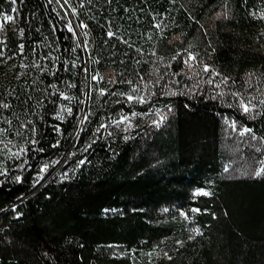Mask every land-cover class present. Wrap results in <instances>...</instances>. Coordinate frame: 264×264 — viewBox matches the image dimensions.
<instances>
[{
    "label": "trees",
    "instance_id": "obj_1",
    "mask_svg": "<svg viewBox=\"0 0 264 264\" xmlns=\"http://www.w3.org/2000/svg\"><path fill=\"white\" fill-rule=\"evenodd\" d=\"M14 5L0 264H264V0Z\"/></svg>",
    "mask_w": 264,
    "mask_h": 264
},
{
    "label": "rangeland",
    "instance_id": "obj_2",
    "mask_svg": "<svg viewBox=\"0 0 264 264\" xmlns=\"http://www.w3.org/2000/svg\"><path fill=\"white\" fill-rule=\"evenodd\" d=\"M13 11L9 12V13H0V40L3 39L4 35H5V31L6 28H12L14 30L17 29V18H16V14L14 13V10H16V6L14 5L12 8ZM260 15H263L262 12H260ZM5 17H11L10 20H6ZM17 32H19L20 30H16ZM0 55H1V51H0ZM86 61V59H85ZM66 106L64 104H62L59 108V112H63L65 110ZM198 191H205L203 189L198 190Z\"/></svg>",
    "mask_w": 264,
    "mask_h": 264
},
{
    "label": "snow or ice",
    "instance_id": "obj_3",
    "mask_svg": "<svg viewBox=\"0 0 264 264\" xmlns=\"http://www.w3.org/2000/svg\"><path fill=\"white\" fill-rule=\"evenodd\" d=\"M5 19L6 20H10L11 19V17H5ZM69 30L71 31V28H69ZM204 71H209V69L207 68V67H205V69H204ZM130 99H131V97H130ZM244 110L247 112L248 111V108L245 106L244 107ZM260 173H257V175H259ZM198 194H203V195H208L209 193H198ZM193 211H198V210H196V209H193Z\"/></svg>",
    "mask_w": 264,
    "mask_h": 264
}]
</instances>
